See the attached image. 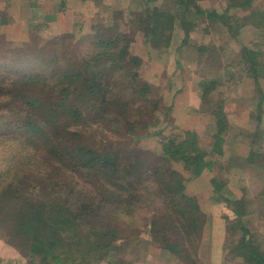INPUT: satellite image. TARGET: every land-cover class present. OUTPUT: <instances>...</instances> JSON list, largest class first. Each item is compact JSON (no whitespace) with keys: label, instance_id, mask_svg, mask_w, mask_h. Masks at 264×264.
<instances>
[{"label":"trees","instance_id":"obj_1","mask_svg":"<svg viewBox=\"0 0 264 264\" xmlns=\"http://www.w3.org/2000/svg\"><path fill=\"white\" fill-rule=\"evenodd\" d=\"M144 1L134 23L145 43L161 53L168 49L177 21L185 33L180 45L187 41L189 28L195 26L185 20L187 9L193 8L199 20L224 19L222 25L232 36L226 15L230 9L249 7L243 24L264 26V13H252V0H218L221 14L203 9L200 0H173L172 6L182 8L179 12L154 5L155 0ZM96 29L93 52L80 60L66 52L57 57L51 52L58 49L55 40L49 50L30 49L22 71L7 83L0 79V145L2 135L19 143L0 170V239L27 264H125L120 254L134 234L179 263H200L195 250L209 234V219L197 197L185 192L187 183L211 169L215 155L234 164L243 176L252 167L264 170V153L253 148L246 157L231 153L230 147L240 141L230 144L225 139L226 120L219 106L208 151L197 146L195 132L187 130L181 136L164 129L169 121L161 125L164 121L158 119L162 98L151 100L150 85L140 81L139 58L129 52L132 38L125 32L113 34L107 26ZM244 52L245 68L260 90L264 59L258 63L256 47ZM215 79L198 83L206 104ZM116 84L125 95L112 94L109 102L105 92ZM259 93L253 101L258 109L264 102ZM96 97L105 101L102 107ZM133 98L143 101L133 106ZM171 110L166 107L164 114ZM149 138H159L160 153L148 154L137 145ZM211 183V204L223 202L233 215L224 218L227 230L239 237L233 236L234 258L243 264H264V238L247 222L264 219V212L258 213L264 210V189L254 203L244 195H223L225 185L217 178ZM144 210L151 216L138 223L139 211Z\"/></svg>","mask_w":264,"mask_h":264},{"label":"rangeland","instance_id":"obj_2","mask_svg":"<svg viewBox=\"0 0 264 264\" xmlns=\"http://www.w3.org/2000/svg\"><path fill=\"white\" fill-rule=\"evenodd\" d=\"M217 1L200 0L198 4L205 10H215L221 14L223 4ZM172 2L173 0H155L153 4L179 12L182 8L172 6ZM34 5H41V9L32 8ZM144 5V0H0V79L7 83L13 74L22 71L23 61L31 55L30 49L45 47L49 50L52 47L50 43H56L55 40L58 41V49L51 51L52 53L60 57L62 52H66L67 57L80 60L93 52L96 28L107 26L113 34L125 32L132 38L129 52L139 58L137 75L140 81L150 85L151 100L162 98L161 101L158 100L161 106L158 119L164 121L161 125L169 121L168 126L163 125L164 129H170L173 135L181 136L187 130L193 131L196 134L197 146L208 151L212 149L213 135L217 129L214 111L219 106L224 110L226 120L225 139L230 141V144L236 140L240 141L230 147L231 153L246 157L252 148L258 153H264V102L260 109L253 105V101L261 97L259 92L264 95V72H261L260 90H257L254 79L249 76L244 65L247 56L244 50H247L248 46L256 47L258 63L263 61L264 26L257 28L254 24H243L241 18L250 12L249 7L230 9L226 13L228 24L234 32L233 36L227 27L222 25L224 19L216 17L212 20H199L193 8L187 9L185 20L195 24L189 28L187 41L180 45L185 33L177 21L170 45L161 53L145 43L143 32L137 30L134 23V14L142 11ZM251 7L254 14L264 13V0H252ZM55 12L65 13V19L70 22L67 32H60L56 28L51 17ZM112 16L115 17L114 20ZM11 30L16 32V40L21 39V30L28 31L24 45L14 44V33ZM66 34H69L67 38H61V35ZM110 75L116 77L115 72L111 71ZM211 76L216 78V83L208 94L210 100L206 104L205 98H201L202 88L198 83L201 79ZM117 85L105 92L109 102L114 96L112 94L125 95L122 91L124 88ZM96 99L97 104L102 107L104 104L100 102L105 101L99 97ZM131 101H135L132 105L136 106L143 100L133 98ZM162 104L165 107H162ZM170 106V115L164 114L165 108ZM257 115L258 119L255 118ZM2 137L4 142L0 145V170L5 167V159L14 154L19 146L12 136ZM18 138L22 139L23 136ZM137 145L148 154L160 153L159 138L142 140ZM224 147V151L228 153L225 144ZM211 159L213 166L206 169L209 172H204L202 178L196 182L194 181L198 177L189 183L186 182L185 192L190 196L195 195L193 193L196 187L209 188L206 198L197 197L204 217L209 219V234L195 250L202 260L196 264H243L242 259L234 258L233 253V236L236 239L239 237L236 234L232 236L230 230H227L224 218V214H229L230 218H233V215L223 202L211 205V179L217 178L223 182V195H244L246 199L256 203L257 195L264 189V170L252 167L245 170L241 176L237 174L239 168L229 164L223 156L215 155ZM263 212L264 210H261L258 213ZM149 215L151 216L149 211H139L138 223H144ZM211 219L215 221L213 226ZM247 222L251 231L261 234L264 238V219ZM131 238L133 239L128 241L125 250L120 254L125 264H182L173 260V256L168 257L167 251L154 248L149 239L136 234L131 235ZM0 264H27V259L0 239Z\"/></svg>","mask_w":264,"mask_h":264},{"label":"crops","instance_id":"obj_3","mask_svg":"<svg viewBox=\"0 0 264 264\" xmlns=\"http://www.w3.org/2000/svg\"><path fill=\"white\" fill-rule=\"evenodd\" d=\"M35 7V9H38V10H40L41 9V5H34L32 8H34ZM70 9L71 8H69L68 9V11L70 12ZM64 12L63 13H58V12H55L54 14H51V17H53V21L55 22V24H56V28L58 29V31H60V32H67L68 31V23H70V22H68L66 19H65V17H64ZM34 29V28H33ZM11 31H13V30H11ZM69 32H70V30H69ZM13 33H14V36H13V41H14V44H17V43H21V42H25L26 41V35L28 34V31L26 30V32H24L23 30H21V32H20V40H16V37H15V31H13ZM17 34H18V32H17ZM8 36V35H7ZM197 89H198V87H197ZM238 142V141H237ZM233 143V142H232ZM204 172L206 173V172H209L208 170H204L202 173H201V175L194 181V182H196L198 179H200V178H202V175L204 174ZM210 180V179H209ZM195 190V192L193 193V194H195L194 196H196V197H203V198H206L207 197V195H208V193H209V188H207V187H201V188H197L196 187V189H194ZM206 201V200H205ZM212 206H215L214 204H211ZM210 208H212L211 206H210ZM211 218H213V217H211ZM213 223H215V221L213 220V219H211V224H212V226H213ZM219 224V226H221V224L220 223H218Z\"/></svg>","mask_w":264,"mask_h":264}]
</instances>
